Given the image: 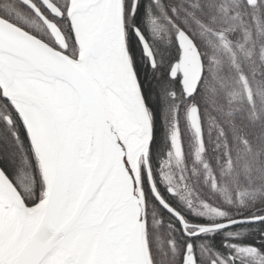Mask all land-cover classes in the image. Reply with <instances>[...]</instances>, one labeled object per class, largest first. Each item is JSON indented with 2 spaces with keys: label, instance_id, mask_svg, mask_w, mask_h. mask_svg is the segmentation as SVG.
Masks as SVG:
<instances>
[{
  "label": "snow or ice",
  "instance_id": "6c2138e0",
  "mask_svg": "<svg viewBox=\"0 0 264 264\" xmlns=\"http://www.w3.org/2000/svg\"><path fill=\"white\" fill-rule=\"evenodd\" d=\"M0 264H264V0H0Z\"/></svg>",
  "mask_w": 264,
  "mask_h": 264
},
{
  "label": "trees",
  "instance_id": "16d2710c",
  "mask_svg": "<svg viewBox=\"0 0 264 264\" xmlns=\"http://www.w3.org/2000/svg\"><path fill=\"white\" fill-rule=\"evenodd\" d=\"M155 121H154V127H153V138H156L157 133L163 134L164 131V125L160 119L159 114L154 113ZM202 220V218H201Z\"/></svg>",
  "mask_w": 264,
  "mask_h": 264
}]
</instances>
